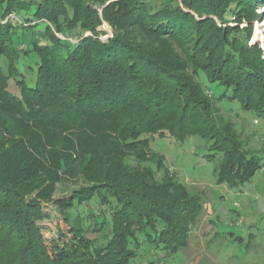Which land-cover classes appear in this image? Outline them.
Masks as SVG:
<instances>
[{"label":"trees","instance_id":"16d2710c","mask_svg":"<svg viewBox=\"0 0 264 264\" xmlns=\"http://www.w3.org/2000/svg\"><path fill=\"white\" fill-rule=\"evenodd\" d=\"M250 2L259 0H0V264H132L144 244L164 258L186 248L202 201L164 157L145 162L152 137L201 139L219 184H245L264 167L217 108L239 102L264 120L261 51L214 20L227 25L234 5L251 15ZM97 8L114 29L107 42ZM11 14L17 26L3 24ZM31 54L33 85L19 66ZM201 78L231 94L211 96ZM68 180L82 185L56 200ZM84 204L105 211L85 215ZM45 205L69 239L47 243Z\"/></svg>","mask_w":264,"mask_h":264},{"label":"rangeland","instance_id":"374dc122","mask_svg":"<svg viewBox=\"0 0 264 264\" xmlns=\"http://www.w3.org/2000/svg\"><path fill=\"white\" fill-rule=\"evenodd\" d=\"M250 4L254 9L251 15L234 5L233 11L228 14L230 22L227 25H222L215 17L214 20L221 27L238 28L236 36L247 41L250 47L258 48L264 61V0ZM98 11L103 21L98 31L101 32V40L107 42L114 37V29L103 20L102 9L99 8ZM248 14L253 18L252 24L247 17L238 22L240 15ZM5 23L17 26L20 20L15 14H11L3 21V24ZM44 28V25H39L37 30L43 31ZM91 34L88 32L86 36ZM56 36L74 43L69 35L63 36L58 33ZM25 48L24 45L20 47L21 50ZM34 55L31 54L27 60L19 61V66L31 85L36 77L38 62ZM0 64L6 68L7 62L5 59H0ZM200 80L204 89L213 97L222 96L224 93L231 94L223 86L203 82L202 78ZM10 90L18 94L16 87L11 86ZM217 108H219L218 117H223L226 122L234 126L240 135V140L245 144V149L261 152L260 158L264 162V120L243 110L239 102L224 101L218 104ZM155 154L164 157L165 165L171 173H174L190 192L199 195L203 211L199 223L191 230L188 246L178 254L171 258H164V254L157 256L149 244H144L132 264H147L155 258L159 259V264H264V167L259 169L249 182L231 187L227 183H218L214 164L204 158L208 154L205 143L197 137H190L184 142L171 137L164 139L152 137L145 162L152 164L150 160ZM125 159V163L137 167L134 155ZM160 177L161 175L158 174L159 180ZM81 185L82 182L77 183L72 180L58 183L54 198L69 199L73 191ZM44 209L49 217L40 226L47 243L53 239L59 240L61 233L68 237V226L64 223L59 209L54 205H45ZM79 209L85 215L90 214L91 210L105 211L96 204H84ZM99 236L100 233L87 234V238L91 240Z\"/></svg>","mask_w":264,"mask_h":264}]
</instances>
